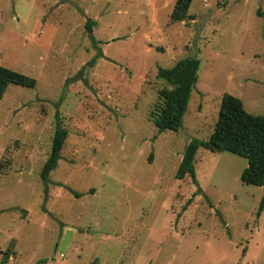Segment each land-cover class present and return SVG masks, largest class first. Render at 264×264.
Instances as JSON below:
<instances>
[{"label":"rangeland","instance_id":"obj_1","mask_svg":"<svg viewBox=\"0 0 264 264\" xmlns=\"http://www.w3.org/2000/svg\"><path fill=\"white\" fill-rule=\"evenodd\" d=\"M174 2L0 0V65L35 80L0 98V264H264V184L240 180L244 157L198 147L197 183L174 176L222 93L264 116V0H192L172 22ZM185 56L197 80L158 132L156 69Z\"/></svg>","mask_w":264,"mask_h":264},{"label":"trees","instance_id":"obj_2","mask_svg":"<svg viewBox=\"0 0 264 264\" xmlns=\"http://www.w3.org/2000/svg\"><path fill=\"white\" fill-rule=\"evenodd\" d=\"M191 1L175 0L169 14L170 21L192 19L191 15L187 13ZM256 13L264 17V12L257 9ZM91 25L92 22L86 20L85 29L92 45L95 46L96 41L91 35ZM100 55L101 52L97 50V53L87 61V64H93L95 58ZM198 66L197 58L185 56L175 61L170 67H157L156 77L168 85V87L163 86L158 89L159 101L149 112L150 120L158 132L176 131L180 127L187 99L197 80ZM9 84L32 88L35 85V80L28 75L0 65V98ZM66 135L67 131L64 128L57 126L54 130L48 155L39 173L41 180L46 181L49 172L55 167ZM198 147L210 152L228 151L244 157L247 165L240 173V180L245 184L255 186L264 184V116L246 111L241 100L236 96L226 92L222 93L209 136L205 140L197 138L188 140L175 171V178L181 179L188 175L194 184L197 183L193 158ZM74 196L79 195L74 193ZM263 202L264 195L261 198L258 212ZM4 258L6 259V256ZM42 263L43 260H39L36 264Z\"/></svg>","mask_w":264,"mask_h":264}]
</instances>
